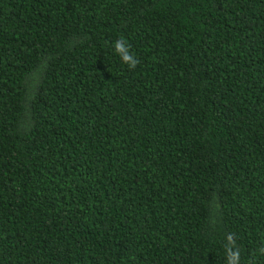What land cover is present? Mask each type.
Instances as JSON below:
<instances>
[{
    "label": "trees",
    "instance_id": "1",
    "mask_svg": "<svg viewBox=\"0 0 264 264\" xmlns=\"http://www.w3.org/2000/svg\"><path fill=\"white\" fill-rule=\"evenodd\" d=\"M232 233L264 264V0H0V264H226Z\"/></svg>",
    "mask_w": 264,
    "mask_h": 264
},
{
    "label": "clouds",
    "instance_id": "2",
    "mask_svg": "<svg viewBox=\"0 0 264 264\" xmlns=\"http://www.w3.org/2000/svg\"><path fill=\"white\" fill-rule=\"evenodd\" d=\"M115 52L120 56L123 63L127 64L130 69H135L139 64V60L130 52L127 42L123 39H118L114 42ZM226 264H240L241 253L236 245L235 234H229L224 244ZM258 252L264 256V247H260Z\"/></svg>",
    "mask_w": 264,
    "mask_h": 264
}]
</instances>
